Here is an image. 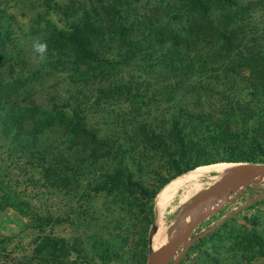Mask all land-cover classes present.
<instances>
[{
	"label": "rangeland",
	"instance_id": "1",
	"mask_svg": "<svg viewBox=\"0 0 264 264\" xmlns=\"http://www.w3.org/2000/svg\"><path fill=\"white\" fill-rule=\"evenodd\" d=\"M0 1L9 9L7 17H17L18 22L11 20L14 39L29 67L44 73V54L33 47L41 42V31L27 34V10L10 7V0ZM243 1L252 11L247 14L250 37L244 41L251 48H264V0ZM51 19L59 28L66 22L52 14ZM101 71L115 90L98 106L92 105L98 96L82 97V123L90 135L71 129L77 124L71 109L59 111L50 127L36 120L35 141L20 136L18 124L0 116V202H10L4 197L9 191L40 219L35 222L14 208H0V264H147L158 225H163L162 247L186 222L207 210L210 198L197 202L184 216L193 200L231 169L185 183L163 199L161 212L157 202L162 184L219 162L264 164V94L248 102L251 91L244 80L253 74L250 71H241L239 78L235 74L240 71H235L230 90L224 87L221 71H172L164 79L149 71L138 73L125 63ZM66 78L58 74L53 81L35 82L36 105L50 107L42 100L52 86L60 89L63 100L76 96L80 91L65 84ZM66 90L71 97L63 95ZM152 94L157 102L149 101ZM177 112L182 116L175 129ZM89 138L95 140L93 145ZM61 156L68 162L65 168ZM174 162L183 174L176 176ZM143 192L156 194L146 198ZM170 264H264V178L234 192L202 221Z\"/></svg>",
	"mask_w": 264,
	"mask_h": 264
},
{
	"label": "trees",
	"instance_id": "2",
	"mask_svg": "<svg viewBox=\"0 0 264 264\" xmlns=\"http://www.w3.org/2000/svg\"><path fill=\"white\" fill-rule=\"evenodd\" d=\"M10 1L14 5L10 7L18 11L27 10L23 16L30 23L31 29L27 34L41 31L40 43L46 45V68L41 73L29 67V60L14 39L13 27L17 17H7L5 13L9 9L0 1V116L17 123L20 136L24 138L29 135L35 141V121H47L46 126L50 127L56 121L54 116L62 109H71L73 112L77 124L71 125V129L75 133L89 134L82 123L85 113L82 97H87V100L93 95L98 96L93 106L110 99L109 93L115 89L113 83L105 80L106 74L100 69L118 67L121 63L132 65L138 73L149 71L153 76H163V79L165 74L172 71L186 74L204 69L211 75L221 71L225 76L224 87L229 90L235 71H240L235 74L236 78L241 77V71H250L253 74L244 80L251 91L248 102L264 94V75L256 73L264 72V48H251V43L246 44L244 41L250 37L247 14L252 11L247 2L241 3L242 0ZM50 13L55 17H63L65 25L59 28ZM216 61L219 62L217 68ZM58 74L67 75L65 84L80 92L63 100L59 96V88H47L44 92L47 97L42 103L53 108L51 112L47 105H36L37 89L34 84L37 81H53ZM204 80L205 85L209 86L207 79ZM11 88L15 93L10 92ZM63 95L71 97L72 92L66 90ZM159 95L162 98L163 94ZM150 97V102H157L158 98L154 94ZM180 116L182 113L177 112L174 117L175 129L178 128ZM59 121H63V118ZM141 128L145 132L144 124ZM8 131H12V128ZM89 140L93 145L95 140ZM60 163L63 168L68 164L64 156H61ZM176 171V176L184 173L178 166ZM155 194L142 193L146 198ZM12 196L9 191L5 192L4 197L10 202H3L2 199L1 209L14 208L35 222L40 221L37 212L30 210L28 203L15 200Z\"/></svg>",
	"mask_w": 264,
	"mask_h": 264
},
{
	"label": "water",
	"instance_id": "3",
	"mask_svg": "<svg viewBox=\"0 0 264 264\" xmlns=\"http://www.w3.org/2000/svg\"><path fill=\"white\" fill-rule=\"evenodd\" d=\"M260 178H264V164L242 163L227 172L220 181L193 200L184 216L189 213L197 202L210 198L211 201L207 210L186 222L183 229L169 244L158 251L152 252L149 255L147 264H170L179 249L187 243L192 232L202 221L219 211L234 192L251 185ZM218 199H221V202L213 206ZM182 220H179V223ZM177 226L178 223L174 224L172 228L175 229Z\"/></svg>",
	"mask_w": 264,
	"mask_h": 264
},
{
	"label": "bare ground",
	"instance_id": "4",
	"mask_svg": "<svg viewBox=\"0 0 264 264\" xmlns=\"http://www.w3.org/2000/svg\"><path fill=\"white\" fill-rule=\"evenodd\" d=\"M237 165L234 163H227V162H219L211 165H206V166H201L196 168L195 170L173 180L169 184H167L160 192L158 195V207L162 212V205H163V199H165L172 191L178 189L185 183L189 182L190 180L196 178L197 176L208 173V172H214L218 170H223V169H233ZM157 201V200H156ZM162 230H163V225L159 224L157 227L156 232L154 233V236L152 237V249L154 251H158L161 248L165 247L167 244H169L172 239L167 241L162 247H160V242H161V236H162Z\"/></svg>",
	"mask_w": 264,
	"mask_h": 264
},
{
	"label": "clouds",
	"instance_id": "5",
	"mask_svg": "<svg viewBox=\"0 0 264 264\" xmlns=\"http://www.w3.org/2000/svg\"><path fill=\"white\" fill-rule=\"evenodd\" d=\"M34 50L41 55H43L46 52V45L43 43L35 42L34 45Z\"/></svg>",
	"mask_w": 264,
	"mask_h": 264
}]
</instances>
